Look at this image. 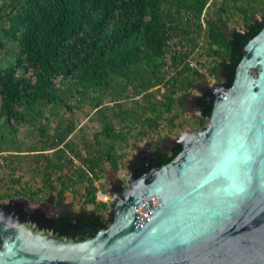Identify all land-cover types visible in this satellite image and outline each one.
<instances>
[{
	"label": "water",
	"instance_id": "obj_1",
	"mask_svg": "<svg viewBox=\"0 0 264 264\" xmlns=\"http://www.w3.org/2000/svg\"><path fill=\"white\" fill-rule=\"evenodd\" d=\"M259 22L230 85L225 79L212 88L198 84L210 93L207 123L135 146L132 158L156 147L169 151L179 141L180 152L161 166L144 163L119 187L106 175L111 187L104 191L117 193L107 228L95 227L88 239L63 240L0 217V264H264V20ZM196 97H186L191 112L198 110Z\"/></svg>",
	"mask_w": 264,
	"mask_h": 264
},
{
	"label": "trees",
	"instance_id": "obj_2",
	"mask_svg": "<svg viewBox=\"0 0 264 264\" xmlns=\"http://www.w3.org/2000/svg\"><path fill=\"white\" fill-rule=\"evenodd\" d=\"M207 3L208 0L1 1L0 48H5L8 42L18 47L13 60L6 67L0 65L2 127L12 132L14 124L27 121L28 110L33 105L45 103L53 107L57 101L64 103V95L58 94L59 89L53 83L55 78H60L62 85L69 82L76 86L78 93L83 97H87L88 89L96 91L113 82L121 86L135 83L136 90L142 94L145 103L140 104L139 115L146 114L148 110L155 111L154 106L148 107L147 104L161 105L169 112L175 101L172 96L174 91L166 89L160 100L156 98L155 92L150 91L165 78L159 75L157 65L169 51L170 38L180 34L185 36L188 33L183 29L176 30L174 25L182 18V11L189 14L190 19L193 18L197 22L195 25L201 29L199 21ZM224 24L221 18L208 19L205 28L206 38L210 43L208 50L222 58L214 70L230 85L235 70L234 64L239 62L242 56L243 45L247 38H252L259 32L262 23L248 18L245 32L233 31L230 34L222 31ZM172 58L174 62L183 60L177 51L173 52ZM185 71L203 78L199 71L186 63L181 69L182 73ZM29 72L31 77H26L25 74ZM201 90L205 92L204 88ZM199 98L200 96H197L195 100ZM177 100L178 105L183 108L185 96L182 95ZM98 107L99 105H95V108ZM210 109L211 103L206 101L205 96L201 97L198 107L201 115L198 117V123L201 127L205 125ZM159 117L157 114L156 121ZM146 120L149 119L143 120L142 124ZM59 122L60 129L51 137L47 135L44 125L42 128L49 141L45 146L53 150L50 157H44L42 153L36 157L39 163L46 158L43 172L45 180L51 177L53 169L62 170L65 167L66 163L62 160L69 145L64 141L75 129L72 122L66 125L61 120ZM101 134L106 139L113 140L116 137L112 128V117L103 120ZM5 140L2 135L0 142ZM62 143V147L57 148ZM180 150L179 144L169 151L156 147L151 153V166L168 163ZM88 153L89 156H76L83 158V164L86 166L88 184L85 187L84 203L93 204L98 190L94 182L102 172L103 152L91 149ZM106 159L116 169V160L109 151ZM136 161L133 158L128 162V170L132 169ZM119 183L122 181H117V187ZM55 188L50 186L51 192ZM66 190L67 186L61 184L56 195L50 193L46 199L49 202L55 201L56 206H62L59 226L64 230V234H71L73 240H84L93 236L90 229L85 233L88 226H97L100 229L109 226L110 213L107 218H103L94 210L72 211L69 205L64 203ZM101 206L107 207L104 203Z\"/></svg>",
	"mask_w": 264,
	"mask_h": 264
},
{
	"label": "rangeland",
	"instance_id": "obj_3",
	"mask_svg": "<svg viewBox=\"0 0 264 264\" xmlns=\"http://www.w3.org/2000/svg\"><path fill=\"white\" fill-rule=\"evenodd\" d=\"M1 1L4 0H0V4ZM188 15L182 11L180 14L182 18L175 22L176 30L183 29L188 33L185 36L180 34L170 38L169 51L157 65L159 75L165 78L162 83L150 90L155 92L159 100L166 93V89L174 91L172 96L175 101L169 112L161 105L147 104L148 107L154 106L155 111L148 110L146 114L139 115V106L145 103L142 94L136 90L135 83L125 87L113 82L96 91L88 89L87 97H83L78 93L76 86L69 82L62 85L60 78H55L53 83L59 89L58 94L64 95V103L57 101L53 107L45 103L33 105L28 110L27 121L11 126L12 132L2 127L0 122V138L2 135L6 138L5 142H0L1 204L7 203L10 198L22 197L36 207L46 201L50 193L56 195L61 184H64L68 188L64 193V203L69 205L72 211L76 212L81 208L87 211L94 210L103 218H107L109 208L102 207V203L97 198L93 204L84 203L85 187L88 184L86 166L83 164V158L80 159L76 154L82 157L89 156L88 152L91 149L103 152L102 172L94 185L98 190L104 191L111 187L107 184L108 173L113 179L126 182L129 177L127 160H131L132 154H136L135 146L144 148L151 142L174 139L175 133H183L186 128L188 130L202 128L198 123V117L201 116L199 110L189 111L186 97L200 96L201 92L197 89V85L202 81L207 88L224 82V78L219 77L214 70L222 58L211 54L208 50L210 43L206 38L205 22L208 19L221 18L227 30L245 32L248 18L252 21L264 20V0H208L199 21L202 25L201 29ZM17 51V45L12 42L6 43L5 48H0L1 67H6ZM174 51L182 55V62L172 60ZM184 63L199 71L203 78L196 77L189 71L182 73ZM25 76L31 77V72ZM69 90H71L70 93ZM182 95L185 96L183 108L178 105L177 100ZM95 105H99V110L95 108ZM157 114L160 117L156 121ZM106 117H112V128L116 134L113 140L106 139L101 134L103 120ZM145 119L149 120L142 124ZM60 120L64 125L72 122L75 129L64 141L69 145L65 158L62 160L66 163L65 167L62 170L53 169L51 177L45 180L43 172L47 163L46 158L39 163L36 157L40 153L44 157L52 155L53 150L45 146L49 142L46 139V133L50 137L53 136L57 129H60L58 128ZM43 125L47 129L46 133L42 130ZM63 143L57 148L62 147ZM108 151L116 160V169L106 159ZM50 186L56 187L53 192ZM53 203L55 204V201Z\"/></svg>",
	"mask_w": 264,
	"mask_h": 264
},
{
	"label": "flooded vegetation",
	"instance_id": "obj_4",
	"mask_svg": "<svg viewBox=\"0 0 264 264\" xmlns=\"http://www.w3.org/2000/svg\"><path fill=\"white\" fill-rule=\"evenodd\" d=\"M232 33V32H231ZM243 57V51L242 56ZM206 97V101L211 103L210 93L207 91H202L200 98L195 100V104L197 107L200 106L201 97ZM173 144L170 148H174L177 144ZM152 150L144 151L140 156L135 157L137 160L131 170H128L129 175L132 173H140L143 171L144 163H148L151 165L152 163ZM133 159V158H132ZM117 183L114 184V188L117 187ZM125 184L124 181L118 185L121 186ZM62 206H56L53 202L44 201L41 202L38 207L31 206L29 201H22V200H15V199H8V202L5 204L0 205V217L11 224H17L24 227H30L34 230H38L44 234H51L57 238H61L63 240H73V236L71 234H64V230L59 226L60 216H61ZM97 226H88L87 229L94 230ZM8 236V235H7ZM3 245V238L0 236V250Z\"/></svg>",
	"mask_w": 264,
	"mask_h": 264
},
{
	"label": "built area",
	"instance_id": "obj_5",
	"mask_svg": "<svg viewBox=\"0 0 264 264\" xmlns=\"http://www.w3.org/2000/svg\"><path fill=\"white\" fill-rule=\"evenodd\" d=\"M117 197V193L110 194L109 192H105L103 190H97L96 198L99 202L104 203L110 210L111 202ZM109 213V212H108Z\"/></svg>",
	"mask_w": 264,
	"mask_h": 264
},
{
	"label": "clouds",
	"instance_id": "obj_6",
	"mask_svg": "<svg viewBox=\"0 0 264 264\" xmlns=\"http://www.w3.org/2000/svg\"><path fill=\"white\" fill-rule=\"evenodd\" d=\"M230 155H231V158H233V159H235L236 158V153L233 151V152H231L230 153Z\"/></svg>",
	"mask_w": 264,
	"mask_h": 264
}]
</instances>
